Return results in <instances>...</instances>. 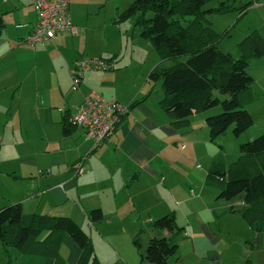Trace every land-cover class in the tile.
Instances as JSON below:
<instances>
[{
	"label": "crops",
	"instance_id": "0c3cea01",
	"mask_svg": "<svg viewBox=\"0 0 264 264\" xmlns=\"http://www.w3.org/2000/svg\"><path fill=\"white\" fill-rule=\"evenodd\" d=\"M108 1L68 0L76 33L59 31L29 48L24 40L36 20L32 0H0V196L7 194L0 207L19 201L26 213L69 216L89 235L101 264H140L149 241L165 236L177 244L169 264H264L263 232L241 218L245 231L237 212L229 211L236 204L206 187L214 154L205 118L213 112L192 115L185 128L170 124L159 105L163 91L146 79L150 66L137 77L123 69L128 59L108 36L114 35L103 10ZM250 12L256 21L248 31L264 36V4L255 3L241 18ZM81 57H113L115 63L86 71L74 89L70 70ZM91 91L125 105L142 99L99 144L82 127L63 132L64 118L70 120ZM96 208L104 218L93 222L86 212ZM170 213L179 232L151 226ZM9 252V264H78L81 249L65 234L57 256Z\"/></svg>",
	"mask_w": 264,
	"mask_h": 264
},
{
	"label": "trees",
	"instance_id": "16d2710c",
	"mask_svg": "<svg viewBox=\"0 0 264 264\" xmlns=\"http://www.w3.org/2000/svg\"><path fill=\"white\" fill-rule=\"evenodd\" d=\"M207 1L133 0L121 16L135 15L141 24L140 35L149 38L160 54L161 65L152 68L146 79L150 83L161 82L163 95L159 105L173 127L185 128L192 115L220 106L219 113H211L205 118L209 140L215 143L231 125L233 135L239 137L253 124L252 115L244 108V101L250 99L255 82L248 72V65L251 60L264 56V36L255 29L248 32L237 44L239 55L236 57L218 48L219 34L205 22V14L237 9L243 15L250 6L264 4V0H249L238 6L233 4L234 0H218L217 6L204 9ZM37 19L36 13L29 35ZM3 26L0 16V32ZM27 37L24 43L29 48L42 44L29 46ZM91 59L102 60L105 69L113 68L115 63L113 57ZM141 101L136 99L126 104L128 111ZM125 114L120 116L117 124ZM71 118H64L65 134L75 127ZM205 182L217 190L218 199L239 198L242 205L238 211L242 218L255 231H264V132L241 142L240 153L235 157L216 158L207 170ZM86 214L93 222L104 218L99 208L88 210ZM151 226L169 233L180 231L173 213L154 220ZM65 234L81 249L78 264H101L94 256L89 235L69 216L26 213L21 202L0 207V247L8 257L6 264L11 261L10 249L24 254L57 256ZM133 243L140 248L138 238ZM176 248L171 236L154 237L140 254V264L143 261L169 264L168 259Z\"/></svg>",
	"mask_w": 264,
	"mask_h": 264
},
{
	"label": "rangeland",
	"instance_id": "374dc122",
	"mask_svg": "<svg viewBox=\"0 0 264 264\" xmlns=\"http://www.w3.org/2000/svg\"><path fill=\"white\" fill-rule=\"evenodd\" d=\"M133 0H109L103 7L104 13L106 15V21L108 25L112 28L114 35H108L112 40L110 41L113 47L121 48L120 55L122 60H127L126 67L127 72L133 77H137L143 74L148 66L150 69L146 74L154 67L161 65V57L159 52L153 46L149 38H144L140 35L141 24L137 22L135 15L131 16H121L126 8ZM249 0H234L233 4L238 6L243 2ZM218 0H208L203 8L208 9L210 7L217 6ZM251 7V6H250ZM257 13V12H256ZM258 14V13H257ZM112 15V16H111ZM241 12L237 9L225 12H207L205 14V22L208 23L212 29L219 34L217 45L218 48L224 52H231L234 56L239 55L237 44L242 40V38L250 31H248L249 26H253V22L256 21V15L253 16V12L247 14L246 17L241 18ZM226 33V34H225ZM25 44V43H24ZM98 58V57H96ZM120 58V56H119ZM86 60L91 59L90 57L84 58ZM260 61L257 59L251 60L248 65L249 74L254 78V84L252 85L251 97L249 100L244 101V108L250 112L253 117V124L243 132L239 137H235L232 133V125L216 140L215 143L210 141V145L213 147L214 160L218 157H223L225 160L230 157H235L240 153V143L251 140L264 132V56L260 57ZM127 74V73H126ZM149 84V83H148ZM153 84V83H152ZM157 88L162 91L161 82H156ZM155 85V84H154ZM153 91L156 90V85L153 87ZM76 89V88H75ZM218 110V111H217ZM217 111V112H216ZM213 112L212 114H217L220 112V106H215L205 111V113ZM204 113V112H202ZM197 126H200L198 124ZM207 126V125H206ZM9 129L6 130V135L10 132ZM3 131L0 130V136ZM198 135H202V128L197 129ZM16 133V132H15ZM209 133V132H208ZM209 139V136H208ZM221 145V146H220ZM7 149V147H6ZM203 164L207 165L205 160H202ZM201 166L199 164L198 168ZM211 166L208 165L209 168ZM207 168V169H208ZM210 191H215L217 196V190L206 186ZM2 196L6 197L7 194L4 193ZM210 193L207 194L209 200L212 201L214 198H210ZM215 196V197H216ZM215 199V198H214ZM239 198L231 199V203H235L239 208ZM226 201V200H225ZM19 201H13L10 203H16ZM229 202V201H226ZM230 207H228L229 209ZM234 209H229L232 213L237 212L238 224L243 223L245 225V231H248V225L242 220V215L240 211ZM227 209V210H228ZM240 216V217H239ZM161 217V216H160ZM232 217V216H231ZM242 218V219H241ZM231 224H235L234 219L231 220ZM243 230V229H240ZM255 230V229H254ZM263 237H264V231ZM264 240V239H263ZM6 254L2 252L0 247V264H6L7 261Z\"/></svg>",
	"mask_w": 264,
	"mask_h": 264
},
{
	"label": "built area",
	"instance_id": "2783aa9c",
	"mask_svg": "<svg viewBox=\"0 0 264 264\" xmlns=\"http://www.w3.org/2000/svg\"><path fill=\"white\" fill-rule=\"evenodd\" d=\"M33 4L38 19L32 33L27 37L29 46L50 40L56 31L76 33L77 28L68 11V0H34ZM74 65L70 70L74 89L78 88L86 71L105 69L104 62L99 59H78ZM126 112L127 105L116 99H105L98 92L91 91L76 106L71 123L82 127L86 138L99 144L114 130L120 116Z\"/></svg>",
	"mask_w": 264,
	"mask_h": 264
}]
</instances>
